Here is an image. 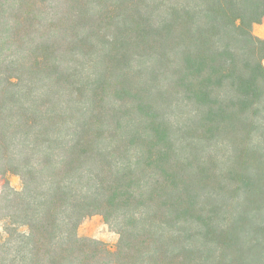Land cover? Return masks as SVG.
<instances>
[{"label":"trees","instance_id":"1","mask_svg":"<svg viewBox=\"0 0 264 264\" xmlns=\"http://www.w3.org/2000/svg\"><path fill=\"white\" fill-rule=\"evenodd\" d=\"M263 19L264 0H0V175L23 181L0 264H264ZM93 215L114 250L78 235Z\"/></svg>","mask_w":264,"mask_h":264},{"label":"rangeland","instance_id":"2","mask_svg":"<svg viewBox=\"0 0 264 264\" xmlns=\"http://www.w3.org/2000/svg\"><path fill=\"white\" fill-rule=\"evenodd\" d=\"M254 34L259 37L260 39L264 40V19L260 24H257L253 27ZM9 52H7V55ZM65 64V63H64ZM66 65V64H65ZM77 65H81V63H78ZM98 65L96 63H90L87 66H83L81 69L84 70V73L86 76L84 77V80L82 79L81 83L87 82V84L93 82V80L96 78L95 72L97 71ZM153 66L152 62L149 60H138L132 63L131 67L133 69H139L141 71H145L148 69H151ZM81 67V66H80ZM81 73V72H80ZM87 99L84 100L83 105L86 106ZM182 117L180 116V113L177 109L171 108L170 111L166 112V118H164V121H168V124H171L174 131L177 132L180 130L179 127H181L182 124ZM174 142H176V148L178 151V154L182 158V160H188L189 153L186 149V142L181 140L178 137V134L174 136L173 138ZM180 158V159H181ZM194 169H196L195 166H193ZM9 186V188H8ZM17 191L20 192L23 190V181L19 175H13L8 174L6 176L0 175V198L8 193L9 191ZM222 202L221 199H219V203ZM230 207L226 206V209L217 215V218L215 219H227L228 212H230ZM227 216V217H226ZM201 219H207L206 214L204 218ZM259 219H264V215H261ZM4 222L0 219V239L5 236L4 230ZM78 235L80 237H88L92 239H96L99 241H102L107 244V246L110 248V250H114L118 240L119 235L111 229V227L107 224L104 217L101 215H93L87 217L82 224L80 225L78 229Z\"/></svg>","mask_w":264,"mask_h":264}]
</instances>
